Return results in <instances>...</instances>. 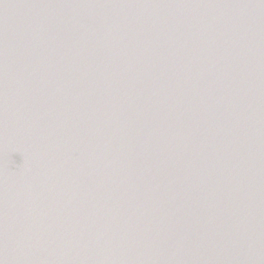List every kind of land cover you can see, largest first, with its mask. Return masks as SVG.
<instances>
[{"label": "water", "instance_id": "1", "mask_svg": "<svg viewBox=\"0 0 264 264\" xmlns=\"http://www.w3.org/2000/svg\"><path fill=\"white\" fill-rule=\"evenodd\" d=\"M0 264H264V0H0Z\"/></svg>", "mask_w": 264, "mask_h": 264}]
</instances>
